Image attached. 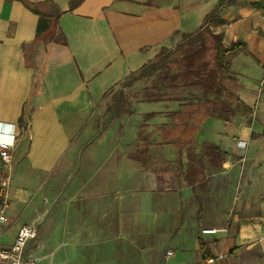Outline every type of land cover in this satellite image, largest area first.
I'll return each mask as SVG.
<instances>
[{"label": "crops", "instance_id": "obj_1", "mask_svg": "<svg viewBox=\"0 0 264 264\" xmlns=\"http://www.w3.org/2000/svg\"><path fill=\"white\" fill-rule=\"evenodd\" d=\"M71 1L0 0V122L17 132L10 224L21 204V212L45 205L34 203L40 188H53L70 162L42 226L54 248L31 249L35 238L27 253L41 264H167L174 256L206 264L220 254L214 264H240L242 251L264 253V100L238 112L226 89L210 103L179 68L178 53L205 26L226 47L242 42L226 80L233 70L249 94L264 74V0H220L176 44L167 41L172 30L124 34L159 21L151 6L130 8L145 1L82 0L70 10ZM32 2L47 14L63 11L66 44L37 39ZM209 130L214 140L202 137ZM238 141L247 144L244 156Z\"/></svg>", "mask_w": 264, "mask_h": 264}, {"label": "rangeland", "instance_id": "obj_2", "mask_svg": "<svg viewBox=\"0 0 264 264\" xmlns=\"http://www.w3.org/2000/svg\"><path fill=\"white\" fill-rule=\"evenodd\" d=\"M145 1V4H139V3H130V8L132 11L141 12L144 7L151 6V9L156 10L157 15L159 16V21L156 24H152L150 20H148L146 28H136V27H129L130 29L126 30L124 34L127 36V38H139L147 34L156 33L159 34L162 31L168 30V32H171L173 36H168L167 41L171 43H178L184 36L187 34L185 32H193L196 31L204 22V19L207 17V12L210 11L211 7H213L214 4H218L220 0H142ZM151 1V3H150ZM209 8L208 11L205 12V8ZM210 19V16L207 17ZM151 27V28H150ZM207 27V26H205ZM150 28V29H149ZM209 28V27H208ZM150 30V31H148ZM185 33V34H184ZM142 54V53H141ZM131 65H136V61H138V58H132ZM130 65V66H131ZM130 66H126V71L130 69ZM238 68V67H237ZM120 71H122V68L120 67ZM231 72V71H230ZM232 76L235 78L233 80H226L225 78V86L226 89L229 90L235 97L238 96V98L243 97L242 99L238 98H232L228 99L229 101H232V103L235 102V100L243 101V103L237 104L238 109L240 111L244 110H254L255 104L258 103L257 109L259 107V103L263 102L264 100V74L261 72L260 76L255 77V79L251 80L250 86L253 88V90H250L251 92L249 94H246L245 92V85L241 84L240 77L236 75V72L232 70ZM237 76V77H236ZM246 83V82H245ZM249 83V82H248ZM247 84V83H246ZM253 126L259 125L260 121L253 120ZM221 126H224V123L222 121H218ZM254 123H257L254 125ZM120 124V123H118ZM256 128V127H255ZM257 131V128L255 129V132ZM262 132V131H261ZM215 131L209 130L202 133V137L214 140L216 138ZM230 142L234 144V139L231 137ZM238 141L236 143V146L238 150L241 152V146L239 145ZM85 151V150H84ZM83 151V152H84ZM246 153V152H245ZM245 153H242L241 155H245ZM67 158L66 163L64 166H62L61 169L58 170L59 176L57 179L53 180L49 184L53 185V188L50 190L40 188V194L35 197L34 203H43L44 206L39 209L37 206H30L28 208H25L23 212L21 210L24 208V205L21 204L19 206V216L16 217L15 222L9 223L4 226L0 231V245L1 246H9L14 242V239L16 238L18 229L20 225H22L24 222H32V221H38L39 222V231L37 234L36 239L33 241L32 248L36 249L38 245L41 243L44 244V252L50 253L52 252L54 248V242L51 239V237L45 236V228L42 227L47 220H49L50 216L53 214V205H54V195L57 192V188L59 186H64L67 182L69 170H70V162ZM239 180V188H238V195L240 194L242 190V185L240 184ZM68 185V184H67ZM68 198V195L66 196ZM170 260V259H169ZM179 258L176 256L172 257L170 261L167 262V264H180ZM239 263L240 264H264V253L252 250L250 252L242 251L239 256ZM38 264H41V260L38 261Z\"/></svg>", "mask_w": 264, "mask_h": 264}, {"label": "trees", "instance_id": "obj_3", "mask_svg": "<svg viewBox=\"0 0 264 264\" xmlns=\"http://www.w3.org/2000/svg\"><path fill=\"white\" fill-rule=\"evenodd\" d=\"M46 2L41 1V8ZM81 2L82 0H72L70 10H74ZM29 5L40 15L37 39L66 44V36L59 27V18L63 11L56 8L53 14H47L39 10V3L32 2ZM183 45L188 46L189 49H179L178 53L184 56L181 62L179 61V68H183L184 72L188 73L187 76L194 78L193 83L202 88L203 97L207 101L212 103L215 99L214 101L218 102L226 90L225 78L229 76L232 59L243 49L244 44L235 42L226 47L220 34L213 33L208 27H203L187 35ZM239 102L243 103L241 100Z\"/></svg>", "mask_w": 264, "mask_h": 264}, {"label": "built area", "instance_id": "obj_4", "mask_svg": "<svg viewBox=\"0 0 264 264\" xmlns=\"http://www.w3.org/2000/svg\"><path fill=\"white\" fill-rule=\"evenodd\" d=\"M264 18V13H263ZM17 142L16 126L12 123L0 122V159L2 162V172L0 175V231L9 222L8 211L11 204V182L13 170V154ZM241 154L246 152L247 144L240 141ZM244 156V154L242 155ZM38 222L23 224L9 246L0 245V264H37L38 260L32 254L27 253L29 243L37 237ZM216 229H203V233H215ZM174 255L173 250H168L167 258ZM225 257L220 254L216 257L205 259L206 264H214Z\"/></svg>", "mask_w": 264, "mask_h": 264}]
</instances>
